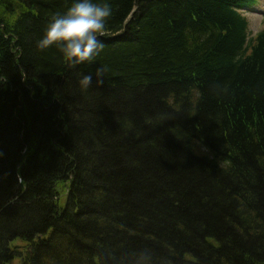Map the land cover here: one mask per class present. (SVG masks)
Returning <instances> with one entry per match:
<instances>
[{"label": "trees", "instance_id": "obj_1", "mask_svg": "<svg viewBox=\"0 0 264 264\" xmlns=\"http://www.w3.org/2000/svg\"><path fill=\"white\" fill-rule=\"evenodd\" d=\"M70 2L0 0V264H264L260 0H109L75 66Z\"/></svg>", "mask_w": 264, "mask_h": 264}, {"label": "clouds", "instance_id": "obj_2", "mask_svg": "<svg viewBox=\"0 0 264 264\" xmlns=\"http://www.w3.org/2000/svg\"><path fill=\"white\" fill-rule=\"evenodd\" d=\"M111 14L109 0H71L63 12L54 14L37 45L41 49L56 45L73 66L91 62L104 48L98 34L105 30ZM82 81L85 86L92 84L93 75H83Z\"/></svg>", "mask_w": 264, "mask_h": 264}, {"label": "rangeland", "instance_id": "obj_3", "mask_svg": "<svg viewBox=\"0 0 264 264\" xmlns=\"http://www.w3.org/2000/svg\"><path fill=\"white\" fill-rule=\"evenodd\" d=\"M244 14L248 18L249 25L251 27V32L254 34L260 29L264 28V0H260L258 4L250 11H245ZM129 18V17H128ZM92 104H98L97 102L93 103L89 101ZM104 103H106L104 100H101L98 104L99 108H102L104 106ZM108 105V104H107ZM109 107V106H106ZM147 125H150V122L146 121ZM174 150L177 148L176 145H173ZM173 151V150H172ZM168 154L171 153L168 151ZM232 250V247H229V245L226 247V249Z\"/></svg>", "mask_w": 264, "mask_h": 264}]
</instances>
